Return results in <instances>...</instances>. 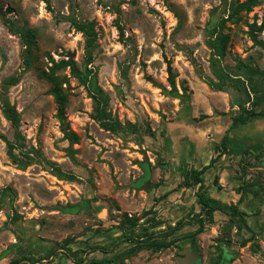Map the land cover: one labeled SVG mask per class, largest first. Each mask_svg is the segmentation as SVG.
<instances>
[{"label": "rangeland", "instance_id": "374dc122", "mask_svg": "<svg viewBox=\"0 0 264 264\" xmlns=\"http://www.w3.org/2000/svg\"><path fill=\"white\" fill-rule=\"evenodd\" d=\"M226 8L222 0H51V7L43 0H0V98L6 93L20 112L19 131L23 136L22 141H16L15 129L0 108V132L16 145L14 153L18 157L13 161L8 144L0 138V188L11 186L16 192L15 199L7 197L0 210V259L10 252L12 233H16L13 224L25 225L33 219L44 224L59 207L85 200L87 170L93 178L87 181L94 189L92 194L103 190L102 195L114 212H132L131 206L137 201L135 193L125 188L126 197L117 195V169L122 173L119 169L133 161L129 150H159L169 132L168 124L177 122L184 109H192L196 97L209 96L211 88L199 72L211 75L207 31ZM70 17L94 22L98 47L91 66L96 69L97 83L111 98L112 114L122 123L135 122L136 130L115 133L102 128L94 119L96 104L69 68L56 72L58 77L68 78L63 83L68 102L63 104L60 116V105L50 93L52 85L40 72L49 69L50 57L58 60L66 51L74 52L79 67L84 69L85 38L75 30ZM263 20L264 0H259L250 12H242L224 28L230 38L225 63L235 72V56L243 58L251 67L255 87L253 92L250 85L249 97L235 85L221 91L229 96L231 105L240 107L241 100L246 108H253L252 100L258 104L264 101V49L254 44L249 34L250 25L254 21L260 25ZM15 26L37 30L32 65L27 70L22 68L21 37L10 29ZM256 33L264 41V26ZM165 57L172 62L179 92L187 87L182 98L170 92ZM16 73L21 74L19 82L4 87V79ZM219 112L214 109L216 115ZM70 144L76 150L78 169L73 167V160L65 157L64 150ZM120 150H127L125 158ZM150 155L156 167L161 160ZM45 160L60 162V171L66 172V178L56 176ZM247 160L244 169L252 174L249 182L261 184L264 195V168L258 161ZM149 173L147 167L145 174ZM85 209L79 208V213ZM234 221L231 219L220 228V240L227 237V248L231 254L234 252L232 264H264V232L247 238L237 232L232 237ZM70 222L66 224L69 226ZM215 241L210 237L202 249L204 264H209ZM177 253L171 247L162 250L166 259L150 252L143 261L178 264L174 258Z\"/></svg>", "mask_w": 264, "mask_h": 264}, {"label": "crops", "instance_id": "0c3cea01", "mask_svg": "<svg viewBox=\"0 0 264 264\" xmlns=\"http://www.w3.org/2000/svg\"><path fill=\"white\" fill-rule=\"evenodd\" d=\"M205 87L203 84L202 88L207 91ZM208 93L205 99L196 97L192 109H184L177 122L168 124L164 146L159 150H129L134 155L133 161L125 169H119L122 173L117 169L120 188L117 195L126 197V189L135 193L133 197L137 201L131 206L135 214L125 213L138 218L135 226L123 221L125 214L121 211L114 212L102 195L103 190L92 194L94 189L87 181L93 178L87 170L83 186L88 195L82 203L69 204H80L86 209L79 213L78 209L67 211L63 206L48 215L49 221L44 224L37 219L25 225L13 224L16 227L13 243L0 264L13 261L16 264H147L143 259L150 252L161 254L160 259L164 260L162 250L171 247L178 253L185 248L202 250L210 237L222 233L220 228L229 219L235 220L232 237L237 232L245 238L264 232V195L257 183L247 185L250 174L244 175L245 161L253 155L260 156L259 162L264 168V101L257 104L256 111L261 114L234 126L232 117L241 107L231 105L229 96L221 91ZM214 109L221 114L216 115ZM230 110L233 112L229 113ZM207 117L215 118L203 122ZM64 151L65 157L73 160L71 152ZM120 151L125 158L127 150ZM150 154L161 160L156 167ZM75 160L72 165L78 169L80 164ZM52 161L61 167L60 162ZM147 167L150 173L146 178ZM204 167L200 175L203 187L199 189L190 172ZM199 192L216 206L211 214L200 202ZM66 221H71L69 226ZM166 234L169 235L164 239ZM149 237L173 241V244L129 255L131 247Z\"/></svg>", "mask_w": 264, "mask_h": 264}, {"label": "trees", "instance_id": "16d2710c", "mask_svg": "<svg viewBox=\"0 0 264 264\" xmlns=\"http://www.w3.org/2000/svg\"><path fill=\"white\" fill-rule=\"evenodd\" d=\"M47 3L48 7H51V0H43ZM226 4L225 14L220 17L218 22L214 24L207 31L206 36V45L210 49V58L209 66L211 75H205L202 71L199 72L200 76L203 78V81L214 91H227V88L231 85H235L236 89L240 92H244L247 96H250V85L255 92L254 87V77L251 74L250 65L241 57L235 56V72H232L230 68L225 63L226 57L229 53V34L225 33L224 28L226 23L229 20H236L242 12H250L253 7L258 3L259 0H222ZM71 24L75 27V30L80 31L85 38L84 41V69L80 68L76 59L75 54L72 51H66L63 54V57L56 60L54 57H50L51 65L48 70H42L40 75L47 79L52 87L50 93L54 96L55 101L60 105V116L63 115V104L68 102V93L66 88L63 86V83L68 80L65 76L60 78L57 76L56 72L61 69L69 68V71L72 76L77 78L80 83H82L85 88L88 90L90 97L93 99L96 104L97 113L94 116V119L100 124V126L111 132L122 131H134L136 130V123L126 121L122 123L118 117L112 114L109 110L110 96L107 94L103 88H101L97 83L96 69L92 68V64L95 60L94 52L98 47V32L95 28L93 21L89 20H80L76 17H70ZM264 26V20L260 25L256 21L250 25L249 34L254 44L260 45L264 49V41L259 39L257 36V31H261ZM120 27V26H119ZM13 33H16L21 37L22 44L24 46L22 52V68L27 70L32 65L33 60V49L36 45L37 30L35 27H26V26H15V28H10ZM121 32L122 28L120 27ZM167 64L168 72V82L170 85V92L173 93L176 97L182 98L185 95L187 87H182V93L179 92L178 86L176 84V74L173 70L172 62L170 59L165 57ZM194 63V60H193ZM20 73L12 74L4 79L3 85H15L19 82ZM163 89H166L163 87ZM253 105L256 107L257 102L252 100ZM241 110L237 114L233 115V125L246 123L259 114L258 112L251 108H246L242 101H239ZM0 108L4 117L11 123L12 127L15 129V139L16 141H22L23 136L19 131L21 123V115L15 104H13L6 93L1 95L0 98ZM69 136V133L65 134ZM72 137V135H70ZM0 138L8 144V154L11 156L13 161H17L18 157L14 153L16 145L7 138L3 133L0 132ZM67 151L71 152V157L75 159L74 153L76 150L70 144L67 148ZM223 149L226 150V142H223ZM45 162L51 166L53 173L59 178H66L65 173H61L60 167L58 164L52 160H45ZM206 167L202 168L199 171L190 172V178L195 184H199V189L203 187V179L200 175ZM71 178V177H70ZM68 179V177H67ZM72 180V179H71ZM16 192L11 186H4L0 188V210H2L5 205V200L8 197L9 200L13 201L15 199ZM200 202L204 207H208V214H211V211L216 208L212 204V200L205 197V194L198 193ZM149 213V212H147ZM123 221L129 226H135L138 218L130 217L128 214H125ZM123 222V223H124ZM202 229H200L201 231ZM169 235V234H168ZM164 236V239L168 236ZM173 244V241H163L158 240L156 237H149L142 240V242L131 247L129 250V255L137 254L142 249L153 248L154 250H159L162 247H170ZM25 258V257H24ZM10 264H16V261L11 262Z\"/></svg>", "mask_w": 264, "mask_h": 264}, {"label": "flooded vegetation", "instance_id": "af4514ba", "mask_svg": "<svg viewBox=\"0 0 264 264\" xmlns=\"http://www.w3.org/2000/svg\"><path fill=\"white\" fill-rule=\"evenodd\" d=\"M255 106H253L254 109ZM236 126V125H234ZM252 162L258 161V163L261 165V163L259 162L260 160V156L259 155H253L249 158ZM248 160H246L245 162H247ZM246 174H250L248 172H245L244 175ZM252 174H250L251 176ZM250 178V177H249ZM251 183H255L256 182H251ZM249 181H247V185L251 184ZM260 187L259 190L262 188V185L257 183ZM256 184V185H257ZM261 191V190H260ZM229 221H231V219H229ZM227 221V222H229ZM226 223V222H225ZM222 227V226H221ZM221 231V230H220ZM223 235V233H217V235L214 237L216 239L214 243L215 246L212 247L213 252L210 253L209 257H208V262L209 264H232L234 261V252H229L228 248H227V237H225V240H220V236ZM254 236V235H253ZM222 243L225 244V246H222ZM198 251L202 254V250L198 249ZM203 256V255H202ZM195 264H204L203 259H201V261H196Z\"/></svg>", "mask_w": 264, "mask_h": 264}, {"label": "water", "instance_id": "95a60500", "mask_svg": "<svg viewBox=\"0 0 264 264\" xmlns=\"http://www.w3.org/2000/svg\"><path fill=\"white\" fill-rule=\"evenodd\" d=\"M212 118L215 117H207L203 119V122L210 121ZM148 183V180L146 184ZM82 205L76 204L75 206H66V208H63L67 211H72L74 208H81ZM203 259L202 254L198 250H191L190 248H185L184 250L182 249L179 251V253L176 255V260L178 264H195L196 261H201Z\"/></svg>", "mask_w": 264, "mask_h": 264}, {"label": "bare ground", "instance_id": "6f19581e", "mask_svg": "<svg viewBox=\"0 0 264 264\" xmlns=\"http://www.w3.org/2000/svg\"><path fill=\"white\" fill-rule=\"evenodd\" d=\"M147 177H149V175H147L146 178H147ZM73 211H74V210H73ZM75 211H76V209H75Z\"/></svg>", "mask_w": 264, "mask_h": 264}, {"label": "built area", "instance_id": "2783aa9c", "mask_svg": "<svg viewBox=\"0 0 264 264\" xmlns=\"http://www.w3.org/2000/svg\"><path fill=\"white\" fill-rule=\"evenodd\" d=\"M262 22H260V24H261Z\"/></svg>", "mask_w": 264, "mask_h": 264}]
</instances>
